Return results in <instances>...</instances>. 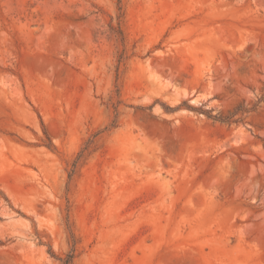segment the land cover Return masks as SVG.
Instances as JSON below:
<instances>
[{"label":"rangeland","instance_id":"rangeland-1","mask_svg":"<svg viewBox=\"0 0 264 264\" xmlns=\"http://www.w3.org/2000/svg\"><path fill=\"white\" fill-rule=\"evenodd\" d=\"M264 264V0H0V264Z\"/></svg>","mask_w":264,"mask_h":264},{"label":"trees","instance_id":"trees-1","mask_svg":"<svg viewBox=\"0 0 264 264\" xmlns=\"http://www.w3.org/2000/svg\"><path fill=\"white\" fill-rule=\"evenodd\" d=\"M74 256L72 254H68L67 258L63 259L64 264H69Z\"/></svg>","mask_w":264,"mask_h":264}]
</instances>
